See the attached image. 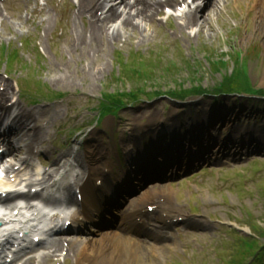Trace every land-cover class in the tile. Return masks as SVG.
Returning a JSON list of instances; mask_svg holds the SVG:
<instances>
[{
  "label": "rangeland",
  "instance_id": "374dc122",
  "mask_svg": "<svg viewBox=\"0 0 264 264\" xmlns=\"http://www.w3.org/2000/svg\"><path fill=\"white\" fill-rule=\"evenodd\" d=\"M216 1L221 11L208 15L211 27L207 25L200 34L195 27L186 34L179 33L183 21H168L165 7L152 24L145 26V32L137 35L123 32L119 41L110 44L91 43L90 22L75 20L74 0L0 2V89L11 94L3 102L9 108L19 101L18 107L27 114L22 122L15 124L11 136L15 135L16 148L32 146L37 153L31 158L36 166L26 169L21 179L32 177L33 169L38 172L39 167L42 172L53 171L54 164L61 160L65 166L67 158L69 165H76L80 160L87 167V152L96 147L110 152L108 158L115 169V181L128 179L133 185L139 178L143 161L148 159L142 160L136 155L132 158L129 149L137 142L132 136L136 133L133 130L160 123L164 128L167 124L175 125L182 132L193 108L203 111L198 114V125L206 126L203 134L186 135L181 141L182 160L188 158L183 147L188 139L197 146L208 144L210 131L218 138V147L213 150L209 165L187 169L184 162L182 168L188 173L181 176L186 171H180V179L160 183L161 177H158L157 182L143 184L144 187L138 183V189L118 208L117 213L123 218L135 208L129 206L130 198L138 199L147 191L157 193L156 203L161 209L152 218V228L169 237L161 258L141 251L135 254L132 264H238L248 253L245 248L258 241L252 233L264 235V150L253 154L264 149V99L243 96L220 97L226 98L221 100L207 95L203 100L183 104L167 99L150 103L145 98L143 103H129L119 112V118L108 116L100 128L93 126L100 116L96 109L105 94H126L145 86L148 93L160 86L165 93L180 87L190 90L198 85L213 90L223 79L247 75V67L253 85H242L240 90L264 91V11L259 12L255 0ZM84 32L86 43L76 42ZM13 51L19 52L20 58L13 62L15 67L11 70ZM59 95L64 97L57 98ZM206 104L210 105L213 119L208 126ZM18 113L15 111V115ZM219 113L231 119L215 122ZM244 130L249 133L243 135L242 144L231 146L237 149L244 145L251 149L255 145L257 148L251 149L249 158L235 159L232 155L225 158L226 154H218L220 141L228 135L239 138ZM169 145L165 142L161 146ZM22 154V159L34 155L26 151ZM120 159L126 165L124 169ZM149 160L152 163V157ZM8 162L18 163L11 158ZM80 170L70 168L69 175L87 173V168ZM75 200L78 201L77 197ZM166 210L173 213L168 214ZM165 214L174 223L168 228H163L158 221ZM235 230L245 236L243 240L233 233ZM90 232L88 225L76 237H99V233ZM145 234L135 238L141 244L151 243ZM69 237L73 236L65 238ZM65 250L60 249L58 259L52 264L75 263L72 256L63 259Z\"/></svg>",
  "mask_w": 264,
  "mask_h": 264
},
{
  "label": "bare ground",
  "instance_id": "6f19581e",
  "mask_svg": "<svg viewBox=\"0 0 264 264\" xmlns=\"http://www.w3.org/2000/svg\"><path fill=\"white\" fill-rule=\"evenodd\" d=\"M104 1L105 0H77V17L81 19H85L87 17L90 21L89 39L92 44H97L102 41H105L107 44L116 43L123 36V32L127 31L132 32L133 35L145 32V26L152 24L154 18L159 15L166 6V3L162 0H121L119 5H113L106 10L104 9ZM206 1L207 2L204 7L200 10H185L181 13V15H179L183 20V23H181L179 26V33L186 34V31L190 30L192 27H195L198 29V32L200 34L202 31H204L207 25L210 26V18L208 15L218 14L221 11V8L216 0ZM167 4H169V6H173L174 4H176V1H168ZM256 7L259 9V12H263L264 0H257ZM102 11H104L102 15L103 17H98L99 12ZM86 40V32L79 35L78 42H82L83 44L86 43ZM10 95L11 94L9 91H6V93H2L0 89V111L6 110L3 100H6ZM205 109V114H209L210 116V113L212 112L210 105L206 104ZM22 117L24 119L27 116L22 113ZM219 117L221 118V115H219L216 119L219 120ZM212 121L213 119L211 118L206 121V124L210 125L212 124ZM167 126H169L170 131L176 128L173 127V125L170 126L167 124ZM152 128L153 127H150V129ZM155 129L157 128H153V130ZM175 130H177V128ZM162 131H168V129L162 128L160 132ZM146 132L147 131L144 132L139 129L138 132L134 134H138L139 136L143 137V135L145 134L142 133ZM246 133L249 132L243 131L240 134V137L243 138V135H245ZM134 137L137 141L141 139H137V135H135ZM176 137L180 136L177 135ZM183 139L184 137L182 138V140ZM149 141L153 142L150 138ZM236 141L237 140L235 139L228 140L229 144L236 143V145H238ZM213 144L205 145L202 143L195 146V143L191 142L190 145L198 147V149H194V151H186L185 154L187 155V157H190V159H203L205 162H209L210 159H212L209 156L214 148ZM225 145L228 144H220L222 148ZM244 148L245 146L241 147V149H238L237 154H239ZM252 148L255 149L257 147L252 146ZM25 149H27L26 151L30 154L34 153L35 151L32 146H29ZM94 149L91 150L90 154L91 161L89 162L87 168V170L89 171V177L87 181H85L80 175L70 176V179L73 182L71 185H73L75 189L74 192L70 191L67 195H59L58 193L60 191L55 190L60 189V185L62 184V182L67 181L69 178V176H65L69 174L67 169L69 167V164H66L63 167L61 166V161L55 164L53 173L47 176L45 175L44 179L42 180L32 181L28 184V186L31 187L30 189H40V192L37 195H42H39L38 197L44 196L45 199H47V201L49 202L53 201L54 197L58 195L61 201L66 202V204L68 205L70 202L74 201L73 196L75 195V193L78 192V194L82 195L84 210L81 217L83 218V221L77 219L78 225L76 226L79 230L85 226L84 223L99 224L102 220V223H106L107 219H113H110V217H113V214L110 210L113 209L112 211L114 212L115 216L116 212L114 210L117 206L115 198H119L126 192L128 193L130 189V184H128L127 181L116 184L110 179V177L107 176V172L110 169L108 162L110 152L103 151L100 148H96L95 150ZM24 150L22 149V151ZM263 150L264 149L259 150L257 153H261ZM15 152L17 154L21 153V151L17 150H15ZM135 152L136 151L132 150L131 154L135 156ZM151 152L154 153V151ZM250 152L251 149H247L244 155L249 154ZM14 159L17 160V156H15ZM188 159L189 158L179 161H186L188 164V162L191 161L190 159ZM158 161V163H163V160ZM198 162L201 161L198 160ZM177 164L178 166H180V163L177 162ZM77 165L81 169H86L81 162L78 163L77 161ZM159 166L165 165L159 164ZM62 168H65L64 172L61 171ZM6 169L8 173V171H13L15 169V166L13 164H10V166ZM171 171H173L174 174L175 172L180 170L175 165V167ZM58 177L62 180L59 181ZM139 181L142 182V184L144 183L143 178H140ZM102 182L105 184L103 188H101L103 184ZM129 194L130 193H128V195ZM37 195H34L33 193L29 194L30 197H36ZM14 196L15 194L10 195V199L14 198ZM157 196V193H154L152 191L145 192L142 197L137 199V201H133V205H135L137 208L134 211H131L129 216L118 220L115 219V221H113L115 222V227L111 229L108 227V229L104 233L100 234L99 238H86L85 240H77L76 238H71L69 240H64L52 239L56 238L53 236L54 234L50 236H43L41 245L43 246L44 244L45 247H47V249L43 248L47 250L46 252H43V254H39V251H41V249H34L37 244L35 239H28L25 241L21 240L22 236L28 235L30 231H22L23 225L21 224V226L17 224L9 226L6 231L4 230L3 233L0 234V239L5 237L8 239L7 241H11L15 243V245L19 244L20 246H25L22 250L23 252L26 250L33 251V257L29 262H27L28 264H33V261L38 264H47L49 262H52L54 257H56L55 254L62 248V246H64L63 243L69 244L71 252H73L77 264H132L135 254L141 251H144L146 254L152 253L156 257L161 258L164 251L166 250V236H160L161 238H159L158 236L154 237L152 234H149V237H154L155 240L148 245H140L134 238H132V233H134V230L136 231V225H139L138 220H149V218H151L150 216L152 215L147 214L146 212L148 210L147 207L151 206L150 204H154L153 200ZM71 219L72 221L76 220L75 216ZM159 221L164 223L166 222V219L163 218ZM139 232L142 231L139 230Z\"/></svg>",
  "mask_w": 264,
  "mask_h": 264
},
{
  "label": "trees",
  "instance_id": "16d2710c",
  "mask_svg": "<svg viewBox=\"0 0 264 264\" xmlns=\"http://www.w3.org/2000/svg\"><path fill=\"white\" fill-rule=\"evenodd\" d=\"M243 77V78H242ZM242 76V75H235V76H232L230 77V79L226 78L225 79V85H222V89H219L217 90L220 94H235V95H244L245 93H247V91L250 90V88H248L247 90H240L242 85H250L249 84V81L248 79ZM229 84V85H228ZM193 93H197L199 94V92L196 90V91H192ZM191 95H193L191 93ZM119 96H116V95H106L105 98H104V104H103V108L107 109V110H110V109H116L118 107V105L120 104V101L117 100ZM180 97L182 99H184L186 97V95H180ZM261 229V228H260ZM261 232V231H259ZM264 234V231L263 233ZM259 242L258 241H255V243L253 244V246H249V247H246L245 250L247 249V254L246 256L244 257V260H246L247 257H249L250 255L254 254L257 249H258V245ZM248 246V244L246 245ZM244 260L242 259L240 263L238 264H243Z\"/></svg>",
  "mask_w": 264,
  "mask_h": 264
}]
</instances>
